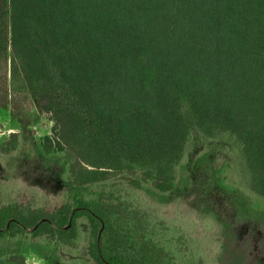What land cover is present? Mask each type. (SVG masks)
Here are the masks:
<instances>
[{
  "label": "trees",
  "instance_id": "obj_1",
  "mask_svg": "<svg viewBox=\"0 0 264 264\" xmlns=\"http://www.w3.org/2000/svg\"><path fill=\"white\" fill-rule=\"evenodd\" d=\"M7 91L48 116L51 136L41 166L1 164L0 179L59 187L60 204L0 205V264H25L29 248L64 264L57 253L77 247L91 264H223L247 229L264 264V0H0V110ZM20 143L12 133L0 153ZM62 152L68 166L52 168ZM220 157L234 227L200 251L151 208L184 170L202 190L224 184Z\"/></svg>",
  "mask_w": 264,
  "mask_h": 264
},
{
  "label": "rangeland",
  "instance_id": "obj_2",
  "mask_svg": "<svg viewBox=\"0 0 264 264\" xmlns=\"http://www.w3.org/2000/svg\"><path fill=\"white\" fill-rule=\"evenodd\" d=\"M6 100V109L0 110V147L8 140L10 134L15 133L21 139V149L19 153L11 156L0 153V167H2L1 164L11 165L20 160L40 165L42 162L41 139L51 136V122L48 116L35 106L30 98L14 95L7 91ZM70 156L71 153L69 152L53 154L52 168L59 164L65 169L70 162ZM234 164H237L235 160ZM215 165L219 170L218 175L224 180V184L218 185L217 189L209 188L207 191L200 189V180H196L199 178V174L197 175L195 171L184 170L181 174L180 187L173 195L172 201L165 206L151 208V211L156 212L162 219L184 231L200 251L208 250L206 237L211 244L217 242L221 236L223 224L234 227V210L230 203V199L235 196L234 189L225 183V180L230 183L232 172L227 168L225 159L221 157L215 162ZM235 178L239 182L244 180L242 172L239 175L236 174ZM12 181H7L6 178L0 179V205L5 201L27 204L39 197L37 201L46 204L49 209L60 204V192H57L59 187L42 185L41 188H34L29 187L23 180ZM6 186L11 187L9 192L2 190ZM200 190L204 196L199 195ZM32 192L39 195L34 197ZM206 218L211 221L210 230ZM244 230L245 228L239 231L244 232ZM237 232L232 234L236 240L233 243V248H230V250L232 249L231 252L227 254L226 262L223 264H258L259 248L257 242L259 243V241H257L254 231L247 229L245 232L248 237L244 235L241 244H239L241 237L238 236L244 233ZM237 244L239 245L236 246ZM78 246L82 247L81 245ZM212 252L214 256L218 254L217 245L213 246ZM57 254L64 264H91L81 259L82 253L78 247L72 250H61ZM25 264H46V261L29 248L25 257Z\"/></svg>",
  "mask_w": 264,
  "mask_h": 264
}]
</instances>
